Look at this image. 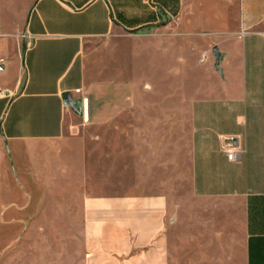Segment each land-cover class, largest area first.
Instances as JSON below:
<instances>
[{
    "label": "crops",
    "instance_id": "1",
    "mask_svg": "<svg viewBox=\"0 0 264 264\" xmlns=\"http://www.w3.org/2000/svg\"><path fill=\"white\" fill-rule=\"evenodd\" d=\"M100 41L115 44L113 59L132 53L136 69L90 72L85 50ZM215 46L220 59L201 62ZM0 59V195L22 194L15 165L24 207L32 177L56 201L55 214L32 218L61 227L68 245L54 264H264V0H32L24 10L0 0ZM147 109H189L192 186L181 198L175 141L154 136ZM122 114L123 178L134 171L136 184L96 190L87 138L71 130ZM154 178L167 185L145 189Z\"/></svg>",
    "mask_w": 264,
    "mask_h": 264
},
{
    "label": "rangeland",
    "instance_id": "2",
    "mask_svg": "<svg viewBox=\"0 0 264 264\" xmlns=\"http://www.w3.org/2000/svg\"><path fill=\"white\" fill-rule=\"evenodd\" d=\"M8 1L16 5L19 10L26 9L32 3V0ZM114 46V43L103 41L87 45L85 57L90 72L94 73L100 68L101 70H108L110 73H117L119 66L127 71L136 69L135 57L132 53H125L118 60L111 57ZM148 52L149 57L146 56V58L155 60V54L153 55L151 50ZM184 52L192 54L194 59L199 57L198 49H186L184 46ZM213 56L212 50L205 64L212 63ZM146 83L148 86L150 85L148 82ZM178 83L179 81L176 84ZM159 88L161 92L165 91L166 83H159ZM164 100L167 99L161 98V102ZM176 105H183V99L176 98ZM146 116H148L149 122H154L158 127L154 131L155 137L170 138L175 141L177 173L174 179L175 196L177 199L181 198L189 192L192 186L189 167V143L192 137V126L189 109H147L145 110ZM131 117L125 123L135 121V114ZM168 124L170 130L167 129ZM173 125L174 130L172 129ZM71 131L74 135H85L87 138L88 166L92 181L96 183V190L104 189L103 184L106 183V189H109L111 193H123V188L136 184L134 171L129 173L128 177L123 178V138H130L125 135L126 130L123 131V114L103 126L81 125ZM164 148L167 147L157 146L155 149L162 150ZM32 165L34 167V163ZM13 170L16 181L22 189V194H17L10 200H2V198H7V195H0V200L4 201L0 203V264H40V261H44L45 264L46 262L48 264L58 263L61 253L66 250L68 245L60 238L61 227L49 223L38 224L37 219L32 220L33 216L41 212L42 216H45L46 211L49 214H55L56 209L54 207L57 203L52 197L45 194L43 189L39 188L38 183L32 177L26 179V186L35 190L33 202L30 206L24 207L25 204H28L25 201L27 199L24 196V186L21 183L22 180L18 178L19 174L15 165H13ZM169 180L170 185H172V179ZM167 181V178L144 179V185L147 186L145 189H151L158 183L162 185L163 182L167 185ZM108 182L110 188L107 186ZM50 221L53 220L48 222ZM38 253L41 257H36Z\"/></svg>",
    "mask_w": 264,
    "mask_h": 264
},
{
    "label": "water",
    "instance_id": "3",
    "mask_svg": "<svg viewBox=\"0 0 264 264\" xmlns=\"http://www.w3.org/2000/svg\"><path fill=\"white\" fill-rule=\"evenodd\" d=\"M213 54H214V56H215L217 59H220V57H221V52L219 51V48H218L217 46H215V47L213 48ZM67 97H69V96H67ZM67 101H68V103H69L71 106H73V107H75V108H79L80 103H81L80 99H75V98H71V97L68 98ZM78 110H79V109H78Z\"/></svg>",
    "mask_w": 264,
    "mask_h": 264
},
{
    "label": "built area",
    "instance_id": "4",
    "mask_svg": "<svg viewBox=\"0 0 264 264\" xmlns=\"http://www.w3.org/2000/svg\"><path fill=\"white\" fill-rule=\"evenodd\" d=\"M207 58H208V55H207L206 53H204V54L200 57V61H201V62H206ZM4 68H5V67H4V63H3V61L0 59V71L4 70ZM227 154H228V158H229V159H232L233 156H234V153H233L232 151H228Z\"/></svg>",
    "mask_w": 264,
    "mask_h": 264
},
{
    "label": "trees",
    "instance_id": "5",
    "mask_svg": "<svg viewBox=\"0 0 264 264\" xmlns=\"http://www.w3.org/2000/svg\"><path fill=\"white\" fill-rule=\"evenodd\" d=\"M25 47V46H24Z\"/></svg>",
    "mask_w": 264,
    "mask_h": 264
}]
</instances>
